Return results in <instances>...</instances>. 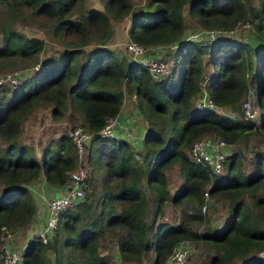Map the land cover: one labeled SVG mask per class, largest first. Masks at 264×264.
Here are the masks:
<instances>
[{
  "label": "trees",
  "instance_id": "obj_1",
  "mask_svg": "<svg viewBox=\"0 0 264 264\" xmlns=\"http://www.w3.org/2000/svg\"><path fill=\"white\" fill-rule=\"evenodd\" d=\"M20 1L35 6L34 14L44 16L53 35L59 39L70 35L67 42L71 47L57 61L45 60L34 76L18 85L8 102L2 89L0 226L15 230L31 221L36 209L31 180L43 174L50 184H63L76 165V149L66 132L47 142L39 157L32 144L18 141L23 120L32 108L50 105L54 117L69 108L71 120L78 119L94 132L86 145L90 189L72 208L60 213L49 241L38 236L28 240L21 264H110V254L99 245L105 229L116 234L118 255L130 263L163 264L175 242L189 239L213 250L204 264H264V140L252 153L250 174L242 169L240 148L227 157L223 174L212 173L189 155L193 139L204 134H217L243 146L251 129L264 135V0H146L128 27L129 37L144 44L177 41L186 28L184 4L202 28L232 29L237 23L248 22L262 41L260 46L233 36L211 42L180 41L171 71L159 79L113 47H82L91 37L105 42L109 15L104 11L86 8L83 0ZM133 4L132 0H105L114 17L128 13ZM148 7L154 10L146 11ZM1 29L0 54L36 59L44 48L40 36L27 35L12 25ZM82 53L85 58L80 63ZM205 54H209L213 68L206 88L214 102L228 112L195 105ZM254 57L258 58L255 68ZM246 71L250 72L248 77ZM125 81L131 82L128 92L147 121L140 147L121 136L97 134L106 118L120 111ZM247 85L252 86L260 109L253 119L242 117L241 100ZM136 152L142 153L143 164H139ZM173 162L180 166L183 185L172 201L189 198L199 206L205 190L213 197L227 199L230 216L220 229L205 220L200 208L186 216L204 221L202 231L184 221L154 225L170 199L164 168ZM143 175L154 193L150 223L145 219ZM151 247L153 257L146 262L145 254Z\"/></svg>",
  "mask_w": 264,
  "mask_h": 264
},
{
  "label": "rangeland",
  "instance_id": "obj_2",
  "mask_svg": "<svg viewBox=\"0 0 264 264\" xmlns=\"http://www.w3.org/2000/svg\"><path fill=\"white\" fill-rule=\"evenodd\" d=\"M133 7L131 10L123 16L114 17L110 14L109 10L106 8L105 0H83V5L86 8H95L100 9L107 13L108 16V36L106 37L105 42L103 44L98 43L96 38L91 37L85 44H82L84 49L94 48L97 45L99 46H108L113 47L118 53L127 58H130L129 54L126 51L125 45L127 40L130 38L128 35V27L132 21V18L135 14L140 11L143 7V4L146 0H132ZM254 3H257V0H253ZM34 7L32 5H26V3L20 0H0V47L3 45L2 39V26L3 25H12L17 29L23 31L27 35H36L40 36L44 39V48L39 53L37 58H25L18 55H7L0 54V74L5 72H18L20 76V72L22 73L20 76V81L18 84L12 86L4 87L6 91L5 102H8L10 98L15 93L18 85L27 78L34 76L38 68H35V65L40 68L43 62L49 61H57L58 57L62 56L66 50H68L71 46L67 41H69L70 35L66 36L65 39H59L58 36L53 35L50 30V25L45 20L44 16L34 14ZM146 11H153L154 8L148 7L144 8ZM183 16L186 23L185 30L180 34V38H183L185 35H190L193 33H198V36L204 37L205 34L201 32H196L202 29V27L196 23V21L190 16L188 12L187 4L183 6ZM223 33H226L223 30ZM227 34V33H226ZM230 34L237 39L247 40L250 44L255 46H260L262 41H259L254 34V31L250 27L248 23H237ZM169 47V48H168ZM174 48H171L168 45H161L160 48L157 49V53H161V56L165 58H171L172 64L174 63L173 53ZM54 57L56 59L52 60ZM80 63L84 61V54H80L78 56ZM49 59V60H47ZM204 63L205 69L203 74H210L212 71V66L209 62V54L204 55ZM258 58L254 57V68L257 66ZM24 73V74H23ZM247 77L249 75V71H246ZM125 91L128 92L132 88L131 82H124ZM247 88L253 89L251 85H247ZM247 92V91H246ZM245 92V94H246ZM129 93V92H128ZM244 94V95H245ZM255 94V92H254ZM3 95V92H2ZM128 97V107H132L134 99L132 94ZM256 97V94H255ZM257 101V99H256ZM68 110L62 114L60 117H54L51 112L50 105H37L32 108L31 112L28 113L27 117L23 120L22 130L18 136V141L27 142L34 146L36 155L39 157L41 153V148L47 142H53L60 134L68 133L69 130L76 124H81L78 120H71ZM220 110V109H218ZM135 118L136 122L135 127H139L140 135H144V132L147 128V121L143 124L139 119V115L132 113V110L129 109L128 112ZM221 112H228L226 108L220 110ZM260 111V109H259ZM145 120V119H144ZM137 125V126H136ZM132 133V132H131ZM134 137V133H132ZM142 135V137H143ZM116 136H119L117 133ZM141 137V138H142ZM264 140V135L262 132L256 131L255 129H251L249 131L246 146H243L240 143H233V151L237 148H240L243 152L242 154V169L246 174H250L253 172L252 166V153L255 149L258 148L260 142ZM3 144L2 141H0ZM242 145V146H241ZM136 158L139 164H143V155L140 152H136ZM227 162V160H226ZM91 169V165H88V175ZM99 171V169H98ZM226 171V167L224 173ZM100 172V171H99ZM165 177L167 179V187L169 189V200L164 204L163 211L158 215L156 222L154 225H158L161 222H168L172 224H177L180 221H184L188 223L192 228L197 229L198 231H202L204 229L205 222L191 219V217H187L186 213L190 214L195 212L196 208H200L202 214H204L205 220L212 225L215 229H220L230 216V212L227 205V199L220 197H213L210 193H207V197L203 200L206 201V205L203 208L201 204L199 206L196 205V202L192 199L182 198L180 201H172L174 194L178 191L183 185V177L180 173V166L177 162H173L167 165L164 168ZM94 178H97L98 173L97 170H94L92 173ZM47 182L43 174H40L38 177L34 178L30 182V187L33 189L34 202L37 199L41 198V193H37L38 190L43 191V188L40 186L46 187V182H41V178ZM49 183V182H47ZM141 184L145 195V219L147 223H150L151 212L154 207V193L151 187L148 185L145 176L141 177ZM40 188V189H37ZM1 188V181H0ZM37 191V192H36ZM39 195V196H38ZM47 197V195H45ZM36 199V200H35ZM45 199V198H44ZM43 199V200H44ZM40 200V199H39ZM36 205V203H35ZM72 208V207H71ZM36 210V209H35ZM35 215V211L33 213ZM26 226V225H25ZM23 226V227H25ZM60 232H63L62 230ZM148 234H151V228H148ZM61 235H64L61 233ZM193 251L190 254L186 264H204L208 261L209 257L212 255L213 250L209 248V246L203 242L193 241ZM117 236L113 232L108 229H105L99 237V245L100 248L109 253L110 264H116L118 261V252H117ZM153 257V247L150 248L148 252L145 254V261H151ZM21 262V261H20ZM19 262V263H20ZM130 263V262H129ZM135 264V263H131Z\"/></svg>",
  "mask_w": 264,
  "mask_h": 264
},
{
  "label": "built area",
  "instance_id": "obj_3",
  "mask_svg": "<svg viewBox=\"0 0 264 264\" xmlns=\"http://www.w3.org/2000/svg\"><path fill=\"white\" fill-rule=\"evenodd\" d=\"M223 30H225L227 34L223 33ZM232 30L233 28H202L196 32L202 31L205 34L204 37L198 36V33H193L185 35L183 38L168 44H144L129 38L125 48L131 60L143 65L154 78L159 79L167 75L174 64H172L171 58H165L161 56V53H157V49L160 48L161 45H168L175 49L179 42L184 40L191 39L211 42L218 37L232 36L230 34ZM35 68L39 67L35 65ZM21 74L20 72V76ZM208 75L209 74H203L200 80V87L196 94L195 105L197 108L213 107L217 110H221V107L214 102L206 88ZM20 76L18 72L14 71L0 74V96H2V89L4 87L18 84ZM241 111L244 119H253L257 117L259 105L256 101L253 89L248 88L246 94L242 98ZM145 122L146 120H144V123ZM131 132L134 133V137ZM117 133H119V136L137 145L138 139H141L143 135V133L140 135V131L136 132L130 127L123 125L120 118V111L115 115L107 117L105 123L97 130V134L102 137L116 136ZM68 134L71 136L76 149V165L68 171L65 182L55 186L58 191L54 195L46 197L47 211L45 221L39 229L34 231L31 235V237H40L44 242L49 241L55 234L60 213L63 210L71 208L75 203L83 199L85 193L90 189V184L87 179L89 162L86 154V145L91 141L94 132L83 124H76L69 130ZM232 152L233 142L217 134H204L198 136L193 139L189 147V155L195 162L206 164L212 173L218 174L224 173L227 157L232 154ZM207 193L208 191L205 190L203 194L204 199L207 197ZM205 205L206 201L203 200L201 206L204 208ZM22 227L23 226H21V228ZM0 230V264H20L23 258L25 245L31 237L17 246L14 240V233L17 229L12 230L5 224H2ZM192 251L193 243L189 239L178 240L172 245L163 264H186ZM261 254L264 257V250ZM116 264L131 263L118 257Z\"/></svg>",
  "mask_w": 264,
  "mask_h": 264
},
{
  "label": "crops",
  "instance_id": "obj_4",
  "mask_svg": "<svg viewBox=\"0 0 264 264\" xmlns=\"http://www.w3.org/2000/svg\"><path fill=\"white\" fill-rule=\"evenodd\" d=\"M131 96H133L132 99H134V95H131ZM128 97H130L129 93L125 92L124 99H123V102L121 104L120 118H121L123 125L130 127L132 130L138 132L139 127H135V124H136V122L134 121L135 118L132 116L131 111L129 113L128 110L131 109L132 113L139 115V117L137 119H139V121H141L142 123L144 122V118L142 117L140 111L138 110V108L135 105V99L133 101L134 103L131 104L132 107H128V101H127ZM141 140H142V138L141 139L139 138L138 142H137L138 145L137 144H134V145H137L138 147H140ZM39 178H41V180H42L41 182H46L44 180V178H42V177H39ZM43 184H45L46 187L44 188V186L43 187L40 186V188H43L44 192L40 191V190H38V192L36 191L37 193H41L42 199L41 198H39L40 200L35 199L36 200V202H35L36 203L35 215H33V218L31 219V221L26 226L24 225L25 227H22V228L19 227L16 230V232L14 233V236H15L14 240H15L17 246L21 245L24 241L28 240L29 237H31L32 233L34 231H36L37 229H39V227L45 221L46 211H47L45 195H47V197H49L51 195H54L58 191V189L55 187L56 185H53V184H50L47 182L43 183ZM40 188L37 187V189H40ZM31 190H33V189H31Z\"/></svg>",
  "mask_w": 264,
  "mask_h": 264
},
{
  "label": "clouds",
  "instance_id": "obj_5",
  "mask_svg": "<svg viewBox=\"0 0 264 264\" xmlns=\"http://www.w3.org/2000/svg\"><path fill=\"white\" fill-rule=\"evenodd\" d=\"M21 264V263H20Z\"/></svg>",
  "mask_w": 264,
  "mask_h": 264
}]
</instances>
